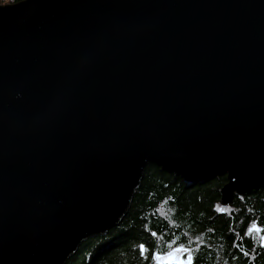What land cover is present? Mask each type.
<instances>
[{
  "label": "water",
  "instance_id": "water-1",
  "mask_svg": "<svg viewBox=\"0 0 264 264\" xmlns=\"http://www.w3.org/2000/svg\"><path fill=\"white\" fill-rule=\"evenodd\" d=\"M151 162L264 187V0L0 4V264H66Z\"/></svg>",
  "mask_w": 264,
  "mask_h": 264
},
{
  "label": "trees",
  "instance_id": "trees-1",
  "mask_svg": "<svg viewBox=\"0 0 264 264\" xmlns=\"http://www.w3.org/2000/svg\"><path fill=\"white\" fill-rule=\"evenodd\" d=\"M227 174L191 181L149 163L125 217L84 240L66 264H181L158 260L178 247L192 264H264V187L223 205Z\"/></svg>",
  "mask_w": 264,
  "mask_h": 264
},
{
  "label": "rangeland",
  "instance_id": "rangeland-1",
  "mask_svg": "<svg viewBox=\"0 0 264 264\" xmlns=\"http://www.w3.org/2000/svg\"><path fill=\"white\" fill-rule=\"evenodd\" d=\"M255 228H256V230H254V232H256V234L258 236H260V237L261 236H264V232H263V230L261 229L260 226L255 225ZM178 248H181V251L177 252V251H174L175 250L174 249L171 252H169V253H172L171 255H168V253H166V254H158L157 255V259L160 260V261L161 260H165V261H178L181 264H192V259L191 260L188 259L189 256L192 257L191 250L189 249L190 250L189 252H184L183 251V248H185V247H178Z\"/></svg>",
  "mask_w": 264,
  "mask_h": 264
},
{
  "label": "snow or ice",
  "instance_id": "snow-or-ice-1",
  "mask_svg": "<svg viewBox=\"0 0 264 264\" xmlns=\"http://www.w3.org/2000/svg\"><path fill=\"white\" fill-rule=\"evenodd\" d=\"M253 230H256L255 225H253V229H250L249 231H253ZM257 231H258V230H257ZM260 240H261L262 242H264V236H261V237H260ZM174 251L179 252V251H181V248H177V249H175ZM183 251H184V252H189L190 250L187 249V248H183ZM171 254H172V253H168V255H171ZM188 259L191 260L192 257L189 256Z\"/></svg>",
  "mask_w": 264,
  "mask_h": 264
},
{
  "label": "built area",
  "instance_id": "built-area-1",
  "mask_svg": "<svg viewBox=\"0 0 264 264\" xmlns=\"http://www.w3.org/2000/svg\"><path fill=\"white\" fill-rule=\"evenodd\" d=\"M14 1H17V0H0V4L14 2Z\"/></svg>",
  "mask_w": 264,
  "mask_h": 264
}]
</instances>
